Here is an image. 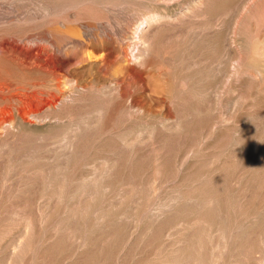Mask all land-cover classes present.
<instances>
[{
    "label": "bare ground",
    "instance_id": "bare-ground-1",
    "mask_svg": "<svg viewBox=\"0 0 264 264\" xmlns=\"http://www.w3.org/2000/svg\"><path fill=\"white\" fill-rule=\"evenodd\" d=\"M114 1L39 0L28 3L32 13L0 2V9L9 10L0 22V247L8 248L0 264H33L42 240L68 242L66 259L90 248L97 264H220L230 239L255 240L252 252L259 254L245 249L247 243L241 252L264 264V0H139L150 9L121 25L119 38L104 12ZM210 11L213 17L200 20ZM162 29L175 30L161 51L167 53L162 67L167 62L179 73L172 79L180 82L173 87L180 105L175 117L137 102L142 94L150 96L140 85L147 70L162 61L154 39ZM194 38L211 41L213 55L198 57L200 46L197 56L186 55ZM159 67L158 74L167 73ZM216 72L238 95L210 115L218 108L211 100L224 88L209 82ZM147 82L149 91L164 90ZM173 88L169 94L175 97ZM189 131L199 132L197 147L193 143L171 158L174 147L163 149L169 135ZM158 132L166 134L159 135L146 165L162 174H126ZM216 137L223 141L216 166L191 172L205 142ZM25 195H32L35 214L26 210L30 200L17 202ZM199 210L217 216L214 229L215 220L208 212L197 215ZM194 211L195 217L176 218ZM199 227L219 236L207 254L201 252L204 237L194 239ZM16 228L19 235L8 239ZM151 233L160 239L147 252L155 234L144 238Z\"/></svg>",
    "mask_w": 264,
    "mask_h": 264
},
{
    "label": "rangeland",
    "instance_id": "rangeland-1",
    "mask_svg": "<svg viewBox=\"0 0 264 264\" xmlns=\"http://www.w3.org/2000/svg\"><path fill=\"white\" fill-rule=\"evenodd\" d=\"M7 1V2H6ZM37 1H39V0H0V2L1 3H7L8 5L10 4L11 6H13V7H15V9L17 8V9H19V11L21 12H29L31 9V12L30 13H32L33 12V8H31L30 7V5L29 4H32L33 2H37ZM115 1L117 2L116 3V5H115V8H114V4H115ZM114 1V3H112L111 4V7H108V10H104V12L105 11H107L106 12V14L108 15H106L107 17H109V20H110V22H112L111 23V31H112V29H113V31H112V33L114 34V35H116L115 37L116 38H119V36L117 37V34H120V37H121V32L123 31V29L122 28H124L123 26H125V24L126 25H128L129 23L128 22H130L132 19V21H134V19H135V17H137L136 19H138L139 17L138 16H140L141 14H144V12H146V10H147V8L148 9H150L149 7H147V5H146V9L144 10V8H143V3H141V2H139V0H135V2H137V3H140V5L139 4H137V3H134V0H132V1H130V0H125V3H123L124 2V0H115ZM118 1H121V4H119L120 2H118ZM129 1V2H128ZM211 1H217V0H211ZM210 1V2H211ZM221 1H223V2H226L227 0H221ZM12 2V3H11ZM31 2V3H30ZM127 2H128V4H127ZM22 3V4H21ZM29 3V4H28ZM123 3V4H122ZM129 3H130V5H129ZM26 4V5H25ZM117 4H118V6H117ZM138 6H140L141 7V5H142V8H140V7H138ZM15 5V6H14ZM121 7H120V6ZM135 6L136 5V7H134L135 9H133L132 7L133 6ZM20 6V7H19ZM123 6V7H122ZM130 6V7H129ZM132 6V7H131ZM144 6H145V4H144ZM126 7V8H125ZM129 7V8H128ZM209 7H210V5H209ZM209 7H208V9H209ZM26 8V9H25ZM124 8V9H123ZM137 8V9H136ZM30 9V10H29ZM110 9V10H109ZM115 9V10H114ZM122 9V10H121ZM132 9V10H131ZM138 9L140 10H142L143 12H141V11H139L138 12ZM8 9H6V7H2V9H0V22L2 21V19H3V16L5 15L4 13H6V11H7ZM12 10H14L13 8L12 9H10V11H12ZM136 11V12H131V11ZM5 11V12H4ZM9 11V10H8ZM35 11V10H34ZM117 11V12H116ZM211 12V11H210ZM210 12H208V13H210ZM131 15H130V14ZM134 13H136V14H133ZM140 13V14H139ZM208 13L205 15V16H201V18H200V20H203V19H210L211 17H213V12H211L209 15H208ZM138 14V15H137ZM3 15V16H2ZM133 16V17H132ZM142 16V15H141ZM140 16V17H141ZM207 16V17H206ZM122 18V19H121ZM135 19V20H136ZM121 20V21H120ZM120 22V23H119ZM119 23V24H118ZM227 23H228V21H227ZM115 25V26H114ZM117 25H119V26H117ZM122 25V26H121ZM122 28H121V27ZM116 28V29H115ZM122 31H121V30ZM118 30V31H117ZM121 32H120V31ZM164 30H165V32H164ZM167 31H168V36H167ZM175 32V30H173V29H162V31L161 32H159L158 34H156V36H155V41L157 42V44L159 45V47H160V53H162L161 51H162V48H165L166 47V45L168 46V44H169V42H170V39L168 40V37L169 36H171V35H173V33ZM171 32H173V33H171ZM166 34V35H165ZM160 35V36H159ZM159 36V37H158ZM166 36V38H167V41H166V39H164V37ZM161 39V40H160ZM158 40H159V42H158ZM163 41V42H162ZM194 41H195V43H194ZM199 41H202V42H199ZM199 42V43H198ZM204 42V43H203ZM160 43H161V46H160ZM197 43V44H196ZM164 44H165V46H164ZM192 45L189 47V51L188 52H191V53H188V52H186L187 54L186 55H189V56H192V55H196L197 53H198V47L201 49L202 48V50H200L199 51V54H197V55H199L198 57H206V56H208L209 54L212 56L213 55V46H212V43H211V41H209V40H207V41H205V40H203V39H197L196 40V38H194L193 40H192V43H191ZM203 44H205V46H202ZM193 46H195V48H193ZM209 46L211 47L210 49H209ZM207 47V48H206ZM191 49H192V51H191ZM206 49V50H205ZM164 50V49H163ZM195 51V52H194ZM159 53V52H158ZM158 53H156V55H155V59H156V56L157 57H159V55H158ZM159 53V54H160ZM196 53V54H195ZM201 53H203V54H201ZM225 53V52H224ZM166 54L167 53H165V52H163L162 53V55L160 54V56H161V58L159 57L158 59V61H160V59L162 60V61H160V62H158L157 63V66H153L150 70H147L151 75H150V77H152V78H157V79H154V80H152V78H150L151 79V81H149L150 79H149V73H148V77H147V74H146V77H145V79L147 78V79H149V80H147L146 79V82L147 81H149V82H155V80H157L156 82H158V84L155 82V84L156 85H153V86H157V85H164L163 86V88H164V90H162L161 89V87H159V86H157L158 87V90H157V87H156V89H155V87H152V91H149V89H150V87H151V84L152 83H150L149 85V88L147 87L148 86V84L146 85V82H145V84H143L144 82H141V84L140 85H142V86H146V90H148V93L147 92H145V94L147 93V94H149L150 96H148L147 94V96H143V94H142V96H140L139 97V101H137V102H141L140 104H142V105H144V107L149 111V112H151V113H164L165 115H170L171 117H175V115H176V112H177V110H178V108L180 107V105H177L178 103H176V101L179 99V97H177L176 98V93L178 92V90H176V89H178V87L180 86H178V83L180 84V82L178 81H176L175 82V80L173 81L172 79L174 78V79H177L178 80V77H179V73H177L176 71H174L173 72V70H174V68L172 69V72H171V67H174V66H167L168 65V63L166 62H164V65H163V67H162V64H163V61H166L165 60V57H166ZM201 54V55H200ZM196 55V56H197ZM164 57V58H163ZM157 60V59H156ZM161 63V64H160ZM161 65V66H160ZM161 67V68H164L163 70L165 71V72H167V73H165L164 75H160V74H158V72H157V68L156 67ZM159 67V69H161ZM167 67V68H166ZM168 68H169V72H168ZM167 69V70H166ZM211 69V68H210ZM153 70V72H151ZM222 71V73H223V70H221ZM155 72V73H154ZM175 72H176V74H175ZM183 73L184 72H182V75H183ZM217 73V74H216ZM215 73V76L214 77H212L211 79H209V82H216L215 80H217V82H219V87H220V89L222 88V87H224V88H222V93H220V95H219V97H217V99H215L214 98V100L212 99L211 101L213 102V106L214 105H217L218 106V108L217 109H215V111H213L212 112V110L210 111V115H212V113H217V114H219V113H221V110H222V106H223V104L225 103V101L224 100H226L227 101V98H234V97H236L237 95H238V90H234V93L232 92V90L228 87L229 85L227 84L226 85V87L224 86L225 84H224V80H223V74L221 75H219V77H217V75L219 74V72H216ZM166 74H168V75H166ZM175 75V76H173V75ZM178 77H177V76ZM164 76H166V78L164 77ZM168 76V77H167ZM173 76V77H172ZM217 77V78H216ZM221 77V78H220ZM158 78H159V80H160V84H159V80H158ZM220 78V79H219ZM163 79H165V80H163ZM211 80V81H210ZM149 82H147V83H149ZM165 84H167V86L165 85ZM174 84L176 85V89H174L175 88V86H174ZM174 87V88H173ZM174 89V91L176 90V92H175V97L174 96H171L170 94H169V90L170 89ZM227 88H229V89H227ZM154 90H157V91H159L160 90V92H161V90L162 91H165L164 93L162 92V93H159L158 92V94H157V91L155 92ZM155 93H154V92ZM236 91V92H235ZM150 92V93H149ZM153 92V93H152ZM154 94L153 96H152V94ZM229 93V94H228ZM236 94V95H235ZM164 95V96H163ZM156 96H157V98L159 99H157L156 98ZM167 96H168V98H167ZM147 97V98H146ZM165 97V98H164ZM171 97H174V99H176V100H172L171 101ZM145 100H144V99ZM156 100H155V99ZM164 98V99H163ZM143 99V100H142ZM169 99V100H168ZM164 100V101H163ZM209 100H210V98H209ZM142 101H143V103H142ZM150 101V102H149ZM173 103H171V102ZM210 101V102H211ZM216 101V102H215ZM219 101H221V102H219ZM168 102H170V103H168ZM175 102V103H174ZM151 103V104H150ZM221 103V104H220ZM157 104V105H156ZM163 104V105H162ZM167 104V105H166ZM220 104V105H219ZM156 105V106H155ZM170 107H169V106ZM173 105V106H172ZM151 106V107H150ZM176 106V107H175ZM165 108V109H164ZM220 108V109H219ZM154 109H156V110H154ZM167 109H168V111H167ZM174 111V112H173ZM171 113V114H170ZM173 113V114H172ZM213 114V115H217V114ZM175 114V115H174ZM258 127H262V126H258ZM258 130H259V128H258ZM261 130V129H260ZM259 130V131H260ZM165 132H158L157 134H156V138H155V140L153 139L152 141H146L145 143L147 144V146H146V144L144 143V145H143V147H144V149L142 150V152H144L146 155L145 156H143L142 158L143 159H141L140 161H139V163H138V165H131V167H130V165H129V168H127V170H126V172H128V173H126V174H128L129 175V171L131 172L132 170H135V169H137V171H139L140 172V174H141V176L140 177H142V178H146V177H148V175H155V176H159L160 175V173H161V171H157V172H150L149 171V169L147 168V166L148 165H146V163L148 162V157H150L151 158V156L153 155L152 153H153V151H155L156 152V149L155 148H157L158 147V145L160 144V141L162 140H160V139H158L160 136L162 137H164V135L166 134H164ZM185 133V132H184ZM183 132H181V133H172V134H170L169 136H172V137H169V143H168V145H165L164 146V148L163 149H165V150H167V149H170L171 147H174L173 149L171 148L170 149V156H171V158H175L177 155H175V154H181V152L184 150V149H186L185 147L187 146H192L193 145V143H194V145L196 144V143H198L199 141H198V139H199V132L198 131H195L194 133L192 132V131H189V132H187L186 134H184ZM162 134H164V135H162ZM185 135L186 136V138H184L185 136H182V135ZM193 134H195L194 136H193ZM160 135V136H159ZM181 135V136H180ZM189 135H191L190 137H189ZM180 136V137H179ZM197 136V137H196ZM160 137V138H161ZM189 137V138H188ZM147 138V137H146ZM145 138V139H146ZM173 138V139H172ZM177 138H179V139H177ZM176 139V140H175ZM172 140V141H171ZM173 140H175L174 142H173ZM218 140V141H217ZM156 141V142H155ZM171 141V142H170ZM180 143H179V142ZM191 141V142H190ZM264 141V140H263ZM263 141H262V144H263ZM151 142V143H150ZM150 143V144H149ZM155 144L154 146L152 145V144ZM176 143H178V144H176ZM183 143V144H182ZM190 143V144H189ZM213 143H215V144H213ZM173 146H172V145ZM211 144H213V146L211 145ZM222 144H223V141L222 140H220V139H218V137H216V138H213V139H211V140H209V141H206L205 142V144H204V149H203V152L204 153H202V155L200 156H197L196 157V159H195V164H194V166L193 167H191L190 168V171L191 172H193V171H196V172H198V170H201V171H209V170H211L213 167H215L216 166V164H217V161H218V159H219V154H220V152H221V150L223 149V146H222ZM171 145V146H170ZM180 145V146H179ZM181 145L183 146V147H181ZM153 146V147H152ZM178 147H180V148H178ZM192 147H197L196 145L195 146H192ZM207 147H209V148H207ZM146 148H148L147 150H148V152H146L147 150H146ZM151 148L153 149L151 152H150V150H151ZM176 148V149H175ZM184 148V149H183ZM207 148V149H206ZM177 149H179V150H177ZM93 151H94V149H93ZM175 151V152H174ZM177 151H179V152H177ZM219 151V152H218ZM147 153H148V155H147ZM219 153V154H218ZM205 154H207V156L205 155ZM150 155V156H149ZM175 155V156H174ZM204 155V156H203ZM213 157V158H212ZM217 157V158H216ZM149 158V159H150ZM206 158V159H205ZM209 158H210V160H209ZM214 159H216L215 161H214ZM205 160H208V163H207V161H205ZM196 161H198V162H196ZM203 162H205V164L203 163ZM212 162V163H211ZM141 163H142V167H141ZM211 163V164H210ZM199 164H202L201 166L199 165ZM207 164H209V166L207 167ZM139 165H140V168H139ZM204 165H206V168H205V166ZM132 167H133V169H132ZM203 167V168H202ZM145 168V169H144ZM129 169V170H128ZM192 169V170H191ZM148 172H150V173H148ZM156 173V174H155ZM157 173H159V175L157 174ZM139 174V175H140ZM142 174H143V176H142ZM162 174V173H161ZM146 176V177H145ZM163 189H164V187L166 188L167 186L164 184L163 186ZM167 190H169V188H167ZM164 191L165 190H161V192L160 193H164ZM23 196V195H22ZM22 196H19L18 198H20V200H18V198H16L15 200L17 201V202H19V203H21L22 201L23 202H25L26 200L27 201H29L30 200V202H28V204H29V206L27 205L26 206V210H27V208H29L28 210H29V212H32L33 210H31V209H34L33 207L35 206V202L33 201L34 199H33V197H32V195H25V196H27V197H25V198H23V199H21L22 198ZM24 197V196H23ZM32 197V199H30ZM34 202V203H33ZM33 204H34V206H33ZM36 208V207H35ZM200 212H198V211H194V212H188V214H187V212H184L183 214L181 213V214H179L178 216H176V218L177 219H189V218H192V217H195V216H197V215H203V213L205 212V210H199ZM198 212V213H197ZM208 212V213H207ZM196 213H197V215H196ZM205 213H207V215L209 216V217H211L213 220H215V222H213V224H212V229H214L215 227H216V225L218 224V218H215V217H217L216 215L214 216L213 215V213L212 212H210V211H206ZM209 213H210V215H209ZM32 214H35V209H34V211H33V213ZM201 215V216H202ZM190 216V217H189ZM215 218V219H214ZM196 228L198 227L197 225L195 226ZM201 227V226H200ZM199 227V229L200 230H198V231H200V232H198V231H195V236H194V239L195 240H197L198 238H201L202 237V239H203V237H204V239L202 240L203 242H204V246H203V248H202V251L201 252H204V253H206L207 254V252H210L211 251V249H212V246L213 245H215L216 243H217V241H219V236H218V238L216 237L218 234L216 233L217 231H214V233L213 234H211V235H209V236H207V234L204 232H201V231H203L201 228ZM191 228H193L194 229V227H191ZM191 228H188L187 229V231L189 232V230L191 231ZM195 228V229H196ZM208 228H209V225H208V222H207V230H208ZM142 229V228H141ZM194 229V230H195ZM198 229V228H197ZM21 230V228H16L15 230H13L12 232H11V234L9 235V237H8V239H10V238H14L13 236H15L16 234L15 233H17V232H19ZM140 231H143V229L142 230H139V232ZM193 231V230H192ZM191 231V232H192ZM190 233V232H189ZM216 233V234H215ZM155 233H151V234H146V236H145V240H146V238H150L151 236H153ZM204 234V235H203ZM19 235V233H17V235L15 236V237H17ZM140 235H142V232L140 233ZM199 235V236H198ZM201 235V236H200ZM203 235V236H202ZM216 235V236H215ZM12 236V237H11ZM198 236V237H197ZM214 236H215V238L216 239H218L217 241H215L216 239H214ZM157 237V238H156ZM152 238V237H151ZM150 238V239H151ZM197 238V239H196ZM143 239V240H144ZM160 239V236L159 235H156L155 234V236L152 238V241L153 242H151V244L147 247L148 248V250H147V252L149 251V252H151V247H153V245L155 244V240H159ZM212 239V241H210ZM141 241V243H144V241ZM149 240V239H148ZM208 240V241H207ZM216 242H214V241ZM231 240V241H230ZM230 240H227V245L228 246H226L225 247V249H224V252H223V257H222V260H221V262H220V264H228V263H232V264H235L237 261V263L238 264H253V263H256V262H254V261H256L255 259H254V256L255 255H253L252 253H254V254H259L258 252L256 253V252H252V249L253 250H257L258 249V246H257V242H255V240H243L242 242H241V240H234V239H230ZM233 240H234V242H233ZM6 241H13V240H5V242ZM43 242H40L39 244H38V249H39V251H38V249H37V256H36V258H35V261H33L32 263L33 264H45L46 262H47V264H52V262H50V261H53V264H59L58 263V261H60L61 263H63V264H74L75 262H77V263H79V264H82L81 263V261L84 259V262H83V264H97V263H94V259L93 258H95V256L94 257H92V258H90V256H92V251H91V253L90 252H88V250L90 251V248L89 249H85L84 251H79V252H77V254H75L76 256H78L77 258H76V256L74 255L73 257L72 256H70V258H67L66 259V255H68L69 254V248L67 247L69 244H68V242H66L65 240H53L54 241V243L52 242V241H46V240H42ZM46 241V242H45ZM151 241V240H150ZM236 241H239V242H237L236 243ZM251 241H253L252 243H251ZM48 242V243H47ZM62 242V243H61ZM64 242H66V243H64ZM213 242H214V244H213ZM231 242H233V243H231ZM240 242H241V244H240ZM42 243V244H41ZM51 245H50V244ZM53 243V244H52ZM55 243H56V245H58V246H55ZM60 243V244H59ZM212 243V244H211ZM236 243V244H235ZM247 243V244H246ZM250 243H251V245H250ZM255 243V244H254ZM48 244V245H47ZM62 244V245H61ZM68 244V245H67ZM209 244H211L210 245V249H209ZM247 245V247H249V248H245L244 246H246ZM40 245V246H39ZM50 245V246H49ZM239 245V246H238ZM4 246V245H3ZM48 246L50 247V248H48ZM53 246H54V249H53V251H52V248H53ZM61 246V247H60ZM142 246H144V244L142 245ZM233 246H235L234 248H233ZM46 247V248H45ZM228 247H230V248H228ZM233 249H232V248ZM245 248V249H251L250 251L252 252H250L249 251V253H248V251L247 250H245L244 251V253H242L241 251L243 250V249H240V248ZM5 247H0V257H2L1 259H3L4 258V254H6V256H7V253H8V248L6 247L5 249H4ZM48 248V249H47ZM145 248V247H144ZM147 248H145V251H146V249ZM205 248H207V252H205L206 250H205ZM236 248V249H235ZM1 249H4V250H1ZM42 249H44V250H42ZM231 249H232V251H231ZM53 252V254H51L52 252ZM55 250V251H54ZM93 250V249H92ZM230 250V251H229ZM3 251V252H2ZM62 251V252H61ZM59 252V253H58ZM68 253V254H66V255H64L65 253ZM234 252H236L235 254H234ZM239 252V253H238ZM240 252H241V254H240ZM39 253H41V254H39ZM78 253L81 255V257H82V253H85L87 256H85V254H84V257H82V260L80 261V259L81 258H79V256L80 255H78ZM87 253H89V254H87ZM98 253V252H97ZM142 253V252H141ZM249 255H248V254ZM46 254L48 255V257L46 256ZM104 254V253H103ZM233 254H234V256H233ZM239 254V255H238ZM244 254V255H243ZM253 255V257H252V255ZM3 255V256H2ZM39 255L40 256H42V257H39ZM52 255V256H51ZM70 255V254H69ZM227 255V256H226ZM6 256H5V258H6ZM46 256V257H45ZM51 256V257H50ZM57 256V257H56ZM62 256H64V257H62ZM226 256V257H225ZM233 256V257H232ZM242 256V257H241ZM245 258H244V257ZM43 257H44V260H43ZM50 257V258H49ZM53 257L55 258V259H53ZM61 257V258H60ZM102 257H103V255H102ZM205 257H206V255H205ZM234 258L235 257V259H231V258ZM236 257H238V260H237V258ZM249 257H251L250 259H248ZM40 258L42 259V260H40ZM52 258V259H51ZM63 258V259H62ZM87 258L89 259V261H87ZM240 258V259H239ZM241 258H243V259H241ZM50 259V261H48ZM65 259H66V262H65ZM73 259V260H72ZM101 259H103V258H101L100 257V260ZM224 259V260H223ZM230 259V260H229ZM245 259V260H244ZM39 260V261H38ZM61 260H63V262L61 261ZM72 260V261H71ZM77 260V261H76ZM79 260V261H78ZM129 260H130V257H129ZM254 260V261H253ZM88 262V263H85V262ZM93 263H92V262ZM223 261V262H222ZM229 261V262H228ZM246 261V262H245ZM40 262H42V263H40ZM65 262V263H64ZM101 261H99L98 262V264L100 263ZM107 262V261H106ZM106 262H103L102 264H106ZM228 262V263H227ZM60 263V264H61ZM76 264V263H75ZM108 264V263H107Z\"/></svg>",
    "mask_w": 264,
    "mask_h": 264
}]
</instances>
